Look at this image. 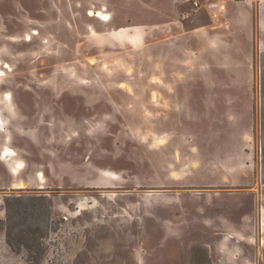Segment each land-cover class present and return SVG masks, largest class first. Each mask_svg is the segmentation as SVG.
I'll use <instances>...</instances> for the list:
<instances>
[{
	"label": "rangeland",
	"instance_id": "rangeland-1",
	"mask_svg": "<svg viewBox=\"0 0 264 264\" xmlns=\"http://www.w3.org/2000/svg\"><path fill=\"white\" fill-rule=\"evenodd\" d=\"M0 63V264H264V0H0Z\"/></svg>",
	"mask_w": 264,
	"mask_h": 264
},
{
	"label": "bare ground",
	"instance_id": "bare-ground-1",
	"mask_svg": "<svg viewBox=\"0 0 264 264\" xmlns=\"http://www.w3.org/2000/svg\"><path fill=\"white\" fill-rule=\"evenodd\" d=\"M89 16H95L98 19H100L103 22H110V16L109 14L103 13L101 10H98L97 13L93 12L92 10L89 12ZM33 34H37V32H33ZM30 36H27L26 41H29ZM8 66L5 65L3 68H7ZM6 76V73L3 72L2 70V64L0 63V77H4ZM158 83V82H156ZM5 98H9V94H6ZM6 103H7V108L11 110V103L8 99H6ZM4 125V121L2 119V117L0 116V126ZM155 140L157 141V144H165L166 143V137L165 136H156ZM15 156V153L13 150L7 148L5 153L3 154V157L1 158L3 161L10 163L13 159V157ZM23 169V165L22 163H17L16 166H14L12 173L15 175H18L20 173V171ZM13 187L16 189H23L25 187V184L23 182H16L13 184ZM44 186H40V188H43Z\"/></svg>",
	"mask_w": 264,
	"mask_h": 264
},
{
	"label": "crops",
	"instance_id": "crops-1",
	"mask_svg": "<svg viewBox=\"0 0 264 264\" xmlns=\"http://www.w3.org/2000/svg\"><path fill=\"white\" fill-rule=\"evenodd\" d=\"M11 187L13 188V186H11ZM2 237H3L2 234H0V241H2Z\"/></svg>",
	"mask_w": 264,
	"mask_h": 264
},
{
	"label": "built area",
	"instance_id": "built-area-1",
	"mask_svg": "<svg viewBox=\"0 0 264 264\" xmlns=\"http://www.w3.org/2000/svg\"><path fill=\"white\" fill-rule=\"evenodd\" d=\"M184 18H187V16L186 17L184 16Z\"/></svg>",
	"mask_w": 264,
	"mask_h": 264
}]
</instances>
